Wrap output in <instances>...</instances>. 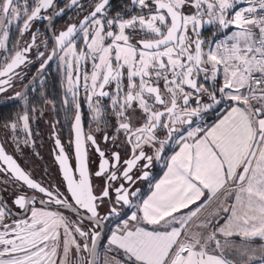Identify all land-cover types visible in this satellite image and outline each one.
<instances>
[{
    "label": "snow or ice",
    "instance_id": "snow-or-ice-1",
    "mask_svg": "<svg viewBox=\"0 0 264 264\" xmlns=\"http://www.w3.org/2000/svg\"><path fill=\"white\" fill-rule=\"evenodd\" d=\"M37 61L64 190L7 150L57 109L15 92L0 264H264V0H0V94Z\"/></svg>",
    "mask_w": 264,
    "mask_h": 264
},
{
    "label": "flooded vegetation",
    "instance_id": "flooded-vegetation-1",
    "mask_svg": "<svg viewBox=\"0 0 264 264\" xmlns=\"http://www.w3.org/2000/svg\"><path fill=\"white\" fill-rule=\"evenodd\" d=\"M36 27L39 28L41 32L44 31V28L40 27L39 22H37ZM37 67L38 61L30 65L25 70L26 75L23 76L22 80H17L15 82L14 88L0 94V121L10 119L24 108L23 102L14 98L15 92H21L28 95L30 101L36 100L37 107H41L38 101L40 99L39 93L42 89L49 99H53L55 101L57 106L56 111H51L50 106H45L44 115L35 120L32 125L33 135L31 139L35 141L34 147L31 145H22L21 152H16L14 150L15 146L9 144L7 146V150L10 154H13L17 158L21 166L28 171L34 179L42 183H50L60 186L61 190H64L63 186L60 185L62 173L55 161V153L53 151L55 149L53 136L54 131L58 133L59 138L65 145L66 151H69L71 147L68 145L70 129L65 119V113L60 106L63 89L59 82V76L55 64H51L49 69L45 70L48 75L43 86L38 83V80L41 77L38 76ZM34 77L37 79L34 80ZM33 88L35 91H31ZM84 111L86 113L88 112L87 105H84ZM88 119L89 118L86 117V131L88 128ZM55 121H60V123L56 124L54 130L52 128V124ZM2 133L3 130L0 129V135H2ZM21 138H23L22 133ZM36 153H38V155H36ZM92 167L94 168L95 165ZM156 171L159 172L160 169L157 168Z\"/></svg>",
    "mask_w": 264,
    "mask_h": 264
}]
</instances>
